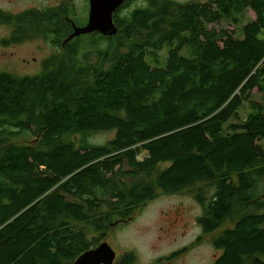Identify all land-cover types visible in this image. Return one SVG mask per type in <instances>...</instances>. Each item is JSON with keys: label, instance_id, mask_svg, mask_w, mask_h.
<instances>
[{"label": "trees", "instance_id": "16d2710c", "mask_svg": "<svg viewBox=\"0 0 264 264\" xmlns=\"http://www.w3.org/2000/svg\"><path fill=\"white\" fill-rule=\"evenodd\" d=\"M131 1L115 36L64 46L82 27L73 0L0 16L3 46L42 38L57 52L36 76L0 73V264H74L159 192L185 191L203 236L232 223L214 264H264V0ZM222 24L239 35L210 28Z\"/></svg>", "mask_w": 264, "mask_h": 264}, {"label": "rangeland", "instance_id": "374dc122", "mask_svg": "<svg viewBox=\"0 0 264 264\" xmlns=\"http://www.w3.org/2000/svg\"><path fill=\"white\" fill-rule=\"evenodd\" d=\"M1 1L3 0H0V7L5 8L6 3ZM63 1L66 0H13L9 11L18 14L31 8L51 9L58 7ZM171 1L188 3L196 0ZM73 5L76 12L75 22L83 26L88 18L89 2L88 0H73ZM130 6L132 9L144 7L145 1L132 0ZM254 19L255 16L251 11L245 14V23ZM210 28L217 30L225 28L239 35L237 27L233 25H211ZM10 35L11 28L0 24V73H10L17 77H33L42 71L44 60L57 54L55 48L42 38L3 47L1 42ZM168 53L169 47H165L159 52V62L152 63V67L164 68ZM253 96L256 101H264V97L256 91ZM112 138L113 134L99 133L92 137L91 142L104 144ZM201 215L202 208L191 191L170 195L159 192L158 196L149 201L133 220L112 228L113 230L102 243L107 242L116 252L117 258L127 252H133L137 256L138 264H214L221 253L216 252L213 241L224 230L231 228L232 223L226 222L213 235L203 236L197 224V218ZM89 237L92 239L93 234ZM199 238L202 240L197 243ZM175 253L179 255L167 261L166 258Z\"/></svg>", "mask_w": 264, "mask_h": 264}, {"label": "water", "instance_id": "95a60500", "mask_svg": "<svg viewBox=\"0 0 264 264\" xmlns=\"http://www.w3.org/2000/svg\"><path fill=\"white\" fill-rule=\"evenodd\" d=\"M127 0H88L89 13L87 23L76 26L72 21V35L65 40L63 46L74 38L99 33L103 36L113 37L118 30L114 23V16ZM117 259L116 252L108 245L102 243L96 249L82 254L74 264H114Z\"/></svg>", "mask_w": 264, "mask_h": 264}, {"label": "flooded vegetation", "instance_id": "af4514ba", "mask_svg": "<svg viewBox=\"0 0 264 264\" xmlns=\"http://www.w3.org/2000/svg\"><path fill=\"white\" fill-rule=\"evenodd\" d=\"M1 2H4V3H6L5 5V8H1L0 7V16L2 17V16H4V15H6V14H14V15H16L15 13H12V12H10L9 10L11 9L10 8V6L13 4V0H3V1H1ZM62 4V3H61ZM60 4V5H61ZM60 5H58V6H60ZM32 9H34V8H31V9H25V10H23L22 12H20V13H18V14H21V13H23V12H25V11H27V10H32ZM47 9V8H46ZM132 9V8H131ZM34 10H38V9H34ZM43 10H45V9H43ZM133 10V9H132ZM87 20H88V18H87ZM114 20H115V16H114ZM87 23V21L85 22V24ZM84 24V25H85ZM4 25V24H3ZM16 25H17V23H16ZM8 39V38H7ZM1 45H2V42H1ZM3 46V45H2ZM11 46H13V45H11ZM11 46H3V47H11Z\"/></svg>", "mask_w": 264, "mask_h": 264}]
</instances>
